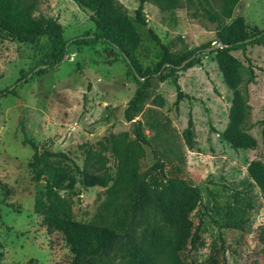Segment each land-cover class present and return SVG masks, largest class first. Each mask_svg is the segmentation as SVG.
I'll use <instances>...</instances> for the list:
<instances>
[{
	"label": "rangeland",
	"instance_id": "374dc122",
	"mask_svg": "<svg viewBox=\"0 0 264 264\" xmlns=\"http://www.w3.org/2000/svg\"><path fill=\"white\" fill-rule=\"evenodd\" d=\"M116 1L134 22L140 37L136 56L147 74L139 80L141 101L139 111L131 113V122L124 119V110L138 85L121 55L100 43L93 47L72 43L94 30L88 10L72 0H40L34 15L56 19L66 42L62 62L41 76L35 72L50 53L46 38L21 44L0 32V91H12L0 98V264H69L72 259L63 236L49 234L42 224L35 203L42 199L45 174L34 180L33 150L22 145L23 135L40 151L64 153L69 159H43L42 166L50 162L67 167L78 179L72 163L80 169L88 165L98 168L96 174L106 172L113 179L121 150L115 140L125 136L126 141H134L137 121L147 144H137L142 154L136 172L141 174L160 161L166 176L200 190L201 203L189 215L192 227L180 252L182 263L264 264V242L259 238L264 229V193L247 172L252 161L264 164V40L231 52L255 74V83L248 85L245 131L255 139L256 148L233 150L221 135L232 94L214 54L192 55L199 64L187 69L186 64L180 67L185 60L178 64L196 47L215 41V24L206 10L219 13L222 0L182 1L179 8L165 13L146 3L142 13L146 25L135 21L136 0ZM237 16L244 18L251 32L264 31V0H239L232 12L233 18ZM153 36L167 48L174 64L161 65L164 51ZM171 75L177 76L178 87L190 97L177 106ZM189 117L192 151L183 139ZM106 193L79 183L59 191L71 202L73 220L86 223L100 213ZM111 263L124 264L121 253Z\"/></svg>",
	"mask_w": 264,
	"mask_h": 264
},
{
	"label": "trees",
	"instance_id": "16d2710c",
	"mask_svg": "<svg viewBox=\"0 0 264 264\" xmlns=\"http://www.w3.org/2000/svg\"><path fill=\"white\" fill-rule=\"evenodd\" d=\"M78 7L88 10L90 21L94 26L91 34L76 38L72 43L78 46L93 47L104 44L117 51L125 62L129 74L138 85L133 97L124 110V119L131 122L132 112L139 111L137 104L141 101L139 91L140 78L147 76L142 72L137 60L140 37L134 28L133 20L126 9L116 0H72ZM135 21L146 25L142 17L143 6L148 3L159 12H173L182 1L192 4V0H136ZM207 3L206 0H204ZM239 0H222L219 13L206 10L211 23L215 24V41L196 47L183 56L178 64L192 55L201 53L214 54V61L222 76L223 83L231 92V104L228 110V122L222 137L233 150H253L255 139L246 133L245 122L250 113L248 104V85L255 83L254 72L238 61L231 52L243 50L247 45L264 40V31L251 32L244 18L232 17V12ZM40 0H0V32L15 39L18 43H34L45 37L50 44V53L45 57L46 63L35 72L41 76L60 64L66 54V42L62 36V27L56 19L43 15L35 16ZM152 35V31L149 29ZM153 40L164 51L161 65L174 64L167 48L153 36ZM216 43L217 46L212 48ZM199 64L195 57L184 68ZM160 65V66H161ZM171 69V68H170ZM173 72L176 70L171 69ZM177 88L175 106L184 95L177 85V76H170ZM90 89V86H88ZM12 93L5 89L0 91V98ZM264 123V119L262 121ZM134 141H126L125 136L115 140L121 145L118 151L119 166L112 177L104 172L84 165L80 169L73 164L76 179L67 167L45 163L43 159L69 161L64 153L42 150L23 135L22 145L33 150V178L41 180L45 174L42 199H37L35 206L41 212L42 224L51 234L60 233L70 247L72 259L69 264H112L116 254L121 253L124 264H183L180 252L187 244L192 222L189 215L201 203L198 187L190 185L178 177L166 176L163 163L157 161L153 166L139 174L136 172L137 160L141 149L139 144H147L140 122L134 123ZM183 139L188 150L195 147L193 122L189 117ZM138 144V145H137ZM248 176L264 193V164L252 161L247 167ZM113 182L109 189V182ZM76 183L84 188L100 187L106 189V199L101 205L100 213L91 222L75 221L72 218L71 202L59 195L62 189H71ZM264 242V229L259 235Z\"/></svg>",
	"mask_w": 264,
	"mask_h": 264
},
{
	"label": "water",
	"instance_id": "95a60500",
	"mask_svg": "<svg viewBox=\"0 0 264 264\" xmlns=\"http://www.w3.org/2000/svg\"><path fill=\"white\" fill-rule=\"evenodd\" d=\"M193 57H194V56H192L191 58L185 60V61L180 65V67H183L185 64H187V63H188ZM18 102H20V101H18Z\"/></svg>",
	"mask_w": 264,
	"mask_h": 264
}]
</instances>
